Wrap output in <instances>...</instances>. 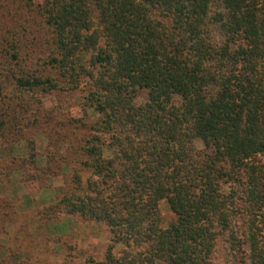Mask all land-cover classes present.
Masks as SVG:
<instances>
[{
    "label": "trees",
    "instance_id": "16d2710c",
    "mask_svg": "<svg viewBox=\"0 0 264 264\" xmlns=\"http://www.w3.org/2000/svg\"><path fill=\"white\" fill-rule=\"evenodd\" d=\"M0 163V232L41 192L96 264H264V0H0Z\"/></svg>",
    "mask_w": 264,
    "mask_h": 264
},
{
    "label": "rangeland",
    "instance_id": "374dc122",
    "mask_svg": "<svg viewBox=\"0 0 264 264\" xmlns=\"http://www.w3.org/2000/svg\"><path fill=\"white\" fill-rule=\"evenodd\" d=\"M38 148L42 153L46 149V141L37 136ZM25 142L15 146V156H24L26 152ZM64 152L67 147L63 146ZM8 153V152H7ZM10 159L1 162H9ZM0 165H3L0 163ZM23 173H12L8 178L0 172V198L8 199L13 204H20L28 192H34V188H29L23 184L21 178ZM58 185V184H57ZM55 190L54 188L52 189ZM52 192V191H51ZM58 195L56 192H53ZM46 195L38 192L34 197V208L20 214L13 223L5 225L4 232H0V244H6L9 250L14 248L16 252L12 254L9 250L0 252V264L6 259L8 264H16L21 258L23 264H96L105 259V253L109 245V229L101 223H82L75 220L65 219L55 221L51 225L45 226V222L38 215V210L42 209L48 201H44ZM165 219L170 220L168 210L162 209ZM63 223L60 232L55 229V225ZM30 225L31 230L23 231ZM42 229V230H39ZM49 231V236L46 234ZM15 238L14 233H19ZM57 233H62L58 235ZM27 253L28 256H24Z\"/></svg>",
    "mask_w": 264,
    "mask_h": 264
}]
</instances>
